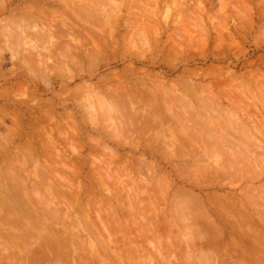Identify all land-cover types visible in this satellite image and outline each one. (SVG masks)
Wrapping results in <instances>:
<instances>
[{
  "label": "rangeland",
  "instance_id": "1",
  "mask_svg": "<svg viewBox=\"0 0 264 264\" xmlns=\"http://www.w3.org/2000/svg\"><path fill=\"white\" fill-rule=\"evenodd\" d=\"M139 1H0V39L3 40L0 46L4 48L0 47V175L9 173L5 175L9 177L6 182L10 183L13 179L10 184L16 193L22 189L26 191L22 190L24 194L21 192L20 195L25 196L20 198L28 199V203L22 201L25 205L20 203L18 208L14 206L18 200L21 202L18 194L14 191V198L8 197L11 200L18 199L14 203L8 202L13 204L11 208H15L16 212L21 210L22 214L25 208H30L25 212L34 218L30 220L39 223V227L31 224L35 227H29L32 231L28 227L25 230V223L30 226V222H26L28 218L24 224L21 221L23 223L22 219L25 217L16 224L14 219L19 218L12 217L11 220L7 214L6 217H10L11 222L6 219L3 224L1 216L5 217V212L11 208L6 209L9 204H3L6 211L2 209L1 200V211L5 214H0V253L3 255L0 254V264H6L10 259L11 263L16 264L33 263L36 259L38 263L47 256L46 253L52 254L49 248L54 243L59 246H54L53 252L58 251L61 259L68 260L69 264V259H64L62 250L65 248L60 250L61 244L58 242L69 244L68 249L66 247L67 253L70 246L75 249L76 256L70 253L74 258L72 255L66 256L70 257V264H79L77 261L80 260H83L82 263L89 261L86 264H90L92 259L94 264H126L128 262L125 259L129 260V257L136 260H130V264H260L262 261L261 264H264V240L260 238L261 232L264 236V202L263 197L259 199L260 195L264 196V161H261L264 160V0ZM25 5L33 7L32 11L25 9V14L29 13L27 16L32 15L34 18L20 17L22 10H19ZM83 5L93 14L89 12L90 17H86L87 19L81 16L83 13L77 12L81 11L78 8ZM24 26L29 28L28 31L21 30H26ZM78 30L80 34L77 33ZM12 31L15 35H20H16L17 39L22 40H18L22 46L19 44L14 47L15 50L18 47L16 55L7 45L10 39L16 41ZM107 32L110 33L107 35ZM35 34L43 36L42 46L37 40V43L34 42ZM77 34L85 35L88 39L85 42L94 44L93 47L89 42V46L86 44L87 47H84L83 41L86 38ZM5 35L10 39L7 36V40L4 39ZM102 37L106 44L103 49ZM139 38H143L140 40L142 43ZM153 40L156 41L154 44ZM14 41L11 42L14 44ZM113 45L115 47L111 48ZM64 46H69L70 49L67 51L68 48ZM59 47L65 50L60 52ZM97 49L102 53L97 52ZM69 51L71 59L67 55ZM39 52H42L40 58L37 55ZM47 53L53 54L52 57H48ZM73 53L81 58L74 57ZM24 54L29 62L36 63L32 65L35 69V66H41L37 68L38 71L41 68L45 73L40 71L42 73L38 76L34 68L28 66L31 64L24 63ZM96 58L100 60H96L99 62L97 64L94 61ZM90 63L94 64L91 66ZM49 64L52 65V70ZM31 68L33 71L29 70ZM94 90L99 93L97 95L103 94L104 107L98 104L99 98L96 99L97 92L94 95ZM99 101L102 103L100 99ZM21 103L23 104L20 105ZM50 110H54L55 115ZM21 112L27 113L21 116ZM14 115L23 118V122L19 116L16 118ZM16 119L22 125L19 129V121H15ZM8 131L10 135L7 134ZM18 134H21L20 138ZM30 139L32 140L29 141ZM32 147H36L35 153ZM11 170L12 174L9 172ZM254 171L258 172V177ZM106 173L112 177L106 176ZM3 180L6 184L5 179ZM12 182L17 183L21 189ZM10 184L7 185L12 189ZM14 186L20 190H16ZM32 186L43 194L38 192L37 198L33 194L37 191ZM75 188L77 189L74 190ZM65 191H68L67 194ZM58 192L63 195L57 196ZM0 194V197H5L2 190ZM41 198L48 202L44 205L38 200ZM58 200H62L61 204ZM93 201L97 203L94 204ZM19 206H22L20 210ZM235 208L243 212H237ZM29 211L37 216H32ZM46 213L51 217L54 214V220L58 219L59 222L52 220L50 216L48 218ZM241 214L243 216H236ZM239 218L247 220L246 224L249 223L245 225V221ZM7 221L10 223L6 224ZM11 224L14 228L17 226L18 236L10 232ZM113 227L118 229V233ZM40 228L43 230H39ZM38 231H42V236L44 234L52 243H47L45 238L41 242L36 237V240L33 239L39 234ZM27 233L29 238L25 236ZM20 235L25 241H21ZM6 238L12 239L9 242H16L8 246ZM42 242L49 245V250L43 246L49 253H40L39 257L34 255L35 259L32 261L33 254L29 252L34 253L33 250L39 243L42 245ZM25 244L26 250L22 247ZM98 244L108 247L107 251L105 247L103 249L111 253L110 257ZM2 245L11 252L6 251V247ZM122 248V254L125 252L126 257L121 254ZM86 250L85 258L83 253ZM95 250H99V253L101 251L102 255H98L102 257H98ZM94 252L96 257L92 255ZM14 255H18L22 263ZM87 257L91 259L87 260ZM6 258L7 261L4 260ZM46 258L42 263L50 264ZM63 260L60 264H63Z\"/></svg>",
  "mask_w": 264,
  "mask_h": 264
},
{
  "label": "bare ground",
  "instance_id": "2",
  "mask_svg": "<svg viewBox=\"0 0 264 264\" xmlns=\"http://www.w3.org/2000/svg\"><path fill=\"white\" fill-rule=\"evenodd\" d=\"M0 1H1V0H0ZM137 1H139V0H137ZM168 1H169V0H168ZM168 1H166V2H168ZM37 2H38V1H37ZM37 2H36V3H37ZM89 2H90V0H89ZM139 2H140V1H139ZM144 2H145V1H144ZM156 2H157V1H156ZM162 2H164V1L162 0ZM3 3H4V1H3ZM29 3H30V2H29ZM40 3H41V2H40ZM91 3H92V2H91ZM129 4H130V3H129ZM31 5H32V4H31ZM31 5H25V6H23V8L21 7V9L19 10V11L22 10L21 13H20V15H21L20 17H23V18H24L25 16H27V15L29 14V13H28V14H25V9L28 10V11H32V10H33V7H32ZM70 5H71V4H70ZM92 5L94 6L95 4H92ZM150 5H151V4H150ZM160 5H161V4H160ZM180 5H181V4H180ZM223 5H224V4H223ZM33 6H34V5H33ZM84 6H85V5H83L82 7H79V8L77 7L78 9L81 10V11H77V12H81L80 14L83 13L81 16H85L84 18H86V17L88 18V17H90L91 12H90V10L87 9V7H84ZM95 6H96V5H95ZM133 6H134V5H133ZM154 6H155V5H154ZM154 6H152V7H154ZM181 6H182V5H181ZM70 7H71V6H70ZM98 7H99V6H98ZM161 7H162V6H161ZM1 8H2V7H1ZM18 8H19V7H18ZM81 8H82V9H81ZM127 8H128V7H127ZM140 8H141V7H140ZM142 8H143V7H142ZM155 8H156V7H155ZM35 9H36V8H35ZM45 9H46V8H45ZM74 9H76V8H74ZM94 9H96V8H94ZM143 9H144V8H143ZM162 9H163V7H162ZM16 10H17V9H16ZM16 10H15V11H16ZM76 10H77V9H76ZM76 10H75V11H76ZM127 10H128V9H127ZM11 11H12V10H11ZM19 11H18V12H19ZM37 11H38V10H37ZM87 11H88V12H87ZM134 11H135V10H134ZM159 11H160V10H159ZM89 12H90V14H89ZM13 13H14V12H13ZM13 13H12V14H13ZM30 13H32V12H30ZM75 13H76V12H75ZM92 13H93V12H92ZM148 13H149V12H147V14H148ZM168 13H169V12H168ZM36 14H37V13H36ZM77 14H78V13H77ZM37 15H38V14H37ZM91 15H93V14H91ZM149 15L153 16V15L150 14V13H149ZM13 16H16V15H13ZM97 16H98V15H97ZM137 16H138V15H137ZM137 16H136V17H137ZM17 17H19V15H18ZM20 17H19V18H20ZM28 17H32V18H34L32 15L27 16V18H28ZM91 17H92V16H91ZM23 18H22V19H23ZM82 18H83V17H82ZM87 18H86V19H87ZM92 18H93V17H92ZM134 18H135V17H134ZM22 19H21V20H22ZM25 19H26V17H25ZM94 19H95V18H94ZM98 19H99V17H98ZM135 19H136V18H135ZM101 20H102V19H101ZM131 20H133V17H132ZM36 21H37V20H36ZM89 21H90V20H89ZM92 21H93V20H91V22H92ZM129 21H130V20H129ZM12 22H13V21H12ZM15 22H16V21H15ZM42 22H43V21H42ZM91 22H88V23H91ZM133 22H134V20H133ZM135 22H136V21H135ZM16 23H17V22H16ZM103 23H104V22H103ZM103 23H102V24H103ZM130 23H131V22H130ZM20 24H21V23H20ZM20 24H19V25H20ZM36 24H37V23H36ZM59 24H60V23H59ZM59 24H58V25H59ZM91 24H93V23H91ZM17 25H18V24H16V30L19 29V28L17 27ZM26 25H27V24H26ZM39 25H40V23H39ZM39 25H38V26H39ZM60 25H61V24H60ZM20 26H21V25H20ZM28 26H29V25H28ZM40 26H41V25H40ZM55 26H56V25H55ZM100 26H101V25H100ZM100 26H98V27H100ZM103 26H104V25H102V27H103ZM115 26H116V24H115ZM6 27H7V25H6ZM24 27H25V26H24ZM24 27H23V28H24ZM60 27H61V26H60ZM71 27H72V26H71ZM96 27H97V26H96ZM4 28H5V26H4ZM21 28H22V26H21ZM36 28H37V27H36ZM56 28H57V27H56ZM58 28H59V27H58ZM74 28H75V27H74ZM83 28H84V27H83ZM103 28H104V27H103ZM103 28H101V29H103ZM25 29H26V27H25ZM28 29H29V28H27L26 30H24V29H21V30H23V31H28ZM63 29H64V28H63ZM68 29H69V28H68ZM71 29H72V28H71ZM116 29H117V28H116ZM60 30H61V29H60ZM75 30H76V29H75ZM84 30H85V28H84ZM86 30H87V29H86ZM98 30H99V29H98ZM1 31H2V30H1ZM3 31H5V30L3 29ZM3 31H2V32H3ZM38 31H39V30H38ZM63 31H64V30H63ZM71 31H72V30H71ZM103 31H104V30H103ZM5 32H6V31H5ZM5 32H4V33H5ZM9 32H10V31H9ZM9 32H8V33H9ZM19 32H20V30H19ZM58 32H59V31H58ZM79 32H80V31L78 30L77 33H79ZM4 33H3V34L1 33V34L4 36ZM12 33H13V31H12ZM23 33H24V32H23ZM74 33H75V31H74ZM87 33H88V32H87ZM108 33H110V32H107V35H108ZM138 33H139V32H138ZM138 33H137V35H138ZM13 34H14V33H13ZM13 34H12V35H13ZM19 34H21V32H20ZM25 34L28 36V35L30 34V32H29V34H28V33H25ZM40 34H41V33H40ZM55 34H56V33H55ZM55 34H53V35H55ZM59 34L61 35V33H59ZM59 34H58V35H59ZM64 34H66V33L64 32ZM79 34H80V33H79ZM83 34H84V33H83ZM7 35H9V34H7ZM7 35H5V38L3 37V38L6 39V40H7V37H8ZM14 35H15V34H14ZM16 35H18V34L16 33ZM16 35H15V37H16ZM77 35H78V34H77ZM77 35H76V36H77ZM86 35H87V34H86ZM0 36H1V35H0ZM6 36H7V37H6ZM10 36H11V35H10ZM18 36H20V35H18ZM18 36H17V37H18ZM30 36H31V38L33 37L32 35H30ZM30 36H29V37H30ZM44 36H45V35H44ZM64 36H65V35H64ZM78 36H79V37L81 36L82 38L85 37V35H84V36H83V35H78ZM87 36H88V35H87ZM113 36H114V35H113ZM138 36H139V35H138ZM15 37L13 36V39H14ZM17 37L15 38L16 41L11 40V39L8 37V38L10 39V42H11V41H12V42L14 41V44H13L12 42H11V44H10L9 40L7 41V43H8L7 45L10 47L11 50L13 49V50H12V51H13L12 53L15 54V55H16V53H18V52H17L18 47L16 46V50H15V48H14L15 45H19V44H20V46H22L21 43L18 42V40L20 41V38L17 39ZM21 37H22V35H21ZM23 37H24V36H23ZM23 37H22V38H23ZM41 37H43V36L41 35ZM41 37H40V36H36V34H35V40H34V42H35V43L40 42V44H41V43L43 44V41H42L43 38H41ZM61 37H62V36H61ZM65 37H66V36H65ZM65 37H64V39H66ZM98 37H99V36H98ZM104 37H105V36H104ZM139 37H140V36H139ZM141 37H142V36H141ZM22 38H21V39H22ZM36 38H37V39H36ZM67 38H68V36H67ZM82 38H81V39H82ZM85 38H86V37H85ZM102 38H103V37H102ZM102 38H101V43H102V44H101V47H102V49H103V45L105 44V38H103V39H102ZM116 38H117V37H116ZM116 38H115V39H116ZM134 38H135V37H134ZM148 38H149V37H148ZM44 39H45V38H44ZM69 39H70V38H69ZM71 39H72V38H71ZM83 39H84V38H83ZM150 39H151V38H150ZM150 39H149V40H150ZM6 40H5V41H6ZM36 40H37V42H36ZM62 40H63V39H62ZM87 40H88V39L86 38L83 42H85V41H87ZM89 40H90V39H89ZM110 40H111V39H110ZM135 40H137V39H135ZM140 40H143V38H142V39L139 38V41H140ZM1 41H3V40L0 39V42H1ZM21 41H22V40H21ZM21 41H20V42H21ZM113 41H114V40H113ZM15 42H16L17 44H16ZM31 42H32V41H31ZM88 42H89V41H88ZM88 42H85V43H84L85 45H84V44H82V45H84V47H85L86 44H88ZM115 42H118V41H115ZM140 42H141V41H140ZM140 42H139V43H140ZM154 42H156V41L153 40V44H154ZM1 43H3V42H1ZM1 43H0V44H1ZM44 43H45V42H44ZM46 43H47V40H46ZM92 43H93V42H92ZM136 43H137V41H136ZM141 43H142V42H141ZM28 44H29V43H28ZM40 44H37V45L40 46ZM42 44H41V46H42ZM71 44H73V43H71ZM89 44L91 45L90 42H89ZM89 44H88V46H89ZM113 44H114V43H113ZM137 44H138V43H137ZM10 45H11V46H10ZM64 45H65V44H64ZM66 45H67V44H66ZM93 45H94V44H93ZM93 45H91V46L93 47ZM97 45H98V44H97ZM145 45H146V44H145ZM155 45H156V44H155ZM4 46H6V45H4ZM20 46H19V47H20ZM30 46H31V45H30ZM35 46H36V45H35ZM44 46H45V45H44ZM44 46H43V47H44ZM70 46H71V45H70ZM72 46H73V45H72ZM105 46H106V44H105ZM105 46H104V47H105ZM0 47H2V46H0ZM11 47H12V48H11ZM36 47H38V46H36ZM43 47H42V48H43ZM60 47H61V46H60ZM60 47L58 48V50L60 49V50H59L60 52H61L62 50H65L64 48L61 49ZM62 47H63V45H62ZM64 47L68 48L67 51L70 49L69 46H64ZM82 47H83V46H82ZM86 47H87V46H86ZM112 47H115V46L113 45V46H111V48H112ZM117 47H118V46H117ZM136 47H137V45H136ZM142 47H143V45H142ZM155 47H156V46H155ZM2 48H3V47H2ZM7 48H8V47H7ZM21 48H22V47H21ZM55 48H57V47H55ZM90 48H91V47H90ZM90 48H89V49H90ZM3 49H4V48H3ZM3 49H2V50H3ZM19 49H20V48H19ZM24 49H25V48H24ZM52 49H53V47H52ZM78 49H79V48H78ZM100 49H101V48H100ZM116 49H117V48H116ZM141 49H142V48H141ZM14 50H15V53H14ZM33 50H35L34 47H33ZM37 50H39V49H37ZM73 50H74V49H73ZM85 50H86V48H85ZM92 50H93V49H92ZM92 50H91V52H92ZM110 50H111V49H110ZM112 50H113V49H112ZM112 50H111V51H112ZM39 51H41V49H40ZM52 51H55V50H52ZM56 51H57V50H56ZM77 51H78V50H77ZM99 51H100V50L97 49V52H99ZM102 51H103V50H102ZM105 51H106V50H105ZM117 51H118V50H117ZM20 52H21V51H20ZM30 52H31V51H30ZM35 52H36V50H35ZM35 52H34V53H35ZM64 52L66 53V51H64ZM86 52H87V50H86ZM86 52H85V53H86ZM88 52H90V51H88ZM91 52H90V54H91ZM100 52H101V51H100ZM103 52H104V51H103ZM28 53H29V52H28ZM31 53H32V52H31ZM31 53H30V54H31ZM34 53H33V54H34ZM41 53H42V52H41ZM41 53H40V52H39V54L36 53V54L39 56V58L41 57V56H40ZM65 53H64V54H65ZM69 53H71V52L69 51V52L67 53V55H68ZM76 53H77V52H76ZM80 53H81V51H80ZM93 53H95V52L93 51ZM101 53H102V52H101ZM104 53H105V52H104ZM26 54H27V53H26ZM47 54H48V53H47ZM55 54H56V53H55ZM87 54H88V53H87ZM95 54H96V53H95ZM17 55H18V54H17ZM31 55H32V54H31ZM31 55H30V57H31ZM48 55H49V54H48ZM48 55H46V58H47ZM52 55H53V54L50 53V55H49L48 57H50V56L52 57ZM58 55H59V54H58ZM73 55H75L74 57H76V58L78 57L75 53H73ZM73 55H72V57H73ZM84 55H85V54H84ZM93 55H94V54H93ZM101 55H102V54H101ZM23 56H25V54H24ZM26 56H27V55H26ZM26 56H25V57H26ZM32 56H33V55H32ZM34 56H35V55H34ZM44 56H45V55H44ZM56 56H57V55H56ZM61 56H62V55H61ZM61 56H59V58H60ZM68 56H69L68 58L71 59V58H70V54H69ZM88 56H90V55H88ZM91 56H92V54H91ZM96 56H97V55H96ZM51 57H50V58H51ZM57 57H58V56H57ZM65 57H66V54H65ZM84 57H85V56H84ZM92 57H93V56H92ZM98 57H99V56H98ZM27 58H28V57H26V59H27ZM35 58H36V57H35ZM35 58H34V59H35ZM62 58H64V57H62ZM76 58H75V59H76ZM78 58H79V57H78ZM80 58H81V57H80ZM80 58H79V59H80ZM99 58H100V57H99ZM26 59L24 58V60H23L24 63H25L26 65H27V64H31V65H28V66L31 67L32 65H35V64H36L35 62H34L35 64H32V61L29 62V61H28L29 58H28L27 60H26ZM31 59H32V58H31ZM47 59H48V58H47ZM47 59H46V61H49V60H47ZM60 59H61V58H60ZM60 59H59V61H60ZM64 59H66V58H64ZM72 59H73V58H72ZM88 59L91 60L90 58H88ZM100 59H101V58H100ZM39 60H40V59H39ZM50 60H51V59H50ZM61 60H62V59H61ZM73 60H74V59H73ZM76 60H77V59H76ZM76 60H75V63H76ZM89 60H88V61H89ZM93 60H94V59H93ZM96 60H97V58H96L94 61L96 62ZM34 61H37V60H34ZM41 61H42V59H41ZM57 61H58V59H57ZM63 61H64V60H62V62H63ZM79 61H81V60H79ZM86 61H87V60H86ZM91 61H92V60H91ZM97 61H100V60H97ZM38 62H39V61H38ZM51 62H52V60H51ZM62 62H61V63H62ZM65 62H66V61H65ZM65 62H64V64H65ZM71 62H72V61H71ZM71 62H70V64H71ZM48 63H49V62H48ZM48 63H47V64H48ZM68 63H69V62H68ZM72 63H74V62H72ZM77 63H79V62H77ZM91 63H92V62H91ZM91 63H90V64H91ZM97 63H99V62H96V64H97ZM41 64H42V63H40V65H41ZM52 64H53V63H52ZM58 64H59V63H58ZM62 64H63V63H62ZM80 64H81V63H80ZM90 64H89V65H90ZM93 64H94V63H93ZM93 64H91V66H92ZM38 65H39V63H38ZM82 65H83V62H82ZM49 66H50V64H49ZM51 66H52V65H51ZM51 66L49 67L50 69H51ZM59 66H61V64H60ZM59 66H58V67H59ZM95 66H96V65H95ZM35 67H36V69L34 68V66H32V68H34V70L36 71V74H38V76H39V73H42V72L45 73V71H43L44 69L41 70V68H40V71H42V72L38 71L39 67H41V66H39V67H38V66H35ZM43 67H44V66H43ZM88 67H89V66H88ZM88 67H87V68H88ZM32 68L29 69V70L33 71ZM37 68H38V69H37ZM49 68H48V69H49ZM52 68H53V67H52ZM81 68H82V66H81ZM81 68H80V69H81ZM51 70H52V69H51ZM53 70H56V69H53ZM59 70H61V69H59ZM81 70H83V68H82ZM35 71H34L33 73H35ZM37 71H38V72H37ZM79 71H80V70H79ZM128 71H130V69H129ZM133 71H135V70H133ZM44 73H43V74H44ZM72 73H73V71H72ZM131 73H132V72H131ZM49 74H50V73H49ZM133 74H134V73H133ZM73 75H74V73H73ZM73 75H71V76H73ZM126 75H127V73H126ZM46 77H47V76H46ZM137 77H138V76H137ZM156 77H157V76H156ZM40 78H41V77H40ZM42 78H45V76L42 77ZM47 78H48V77H47ZM120 78H121V77H120ZM123 79H124V78H123ZM103 81H104V80H103ZM130 81H131V80H130ZM128 82H129V80H128ZM109 85H110V84H109ZM104 86H105V85H104ZM110 86H111V85H110ZM92 88H93V87H92ZM118 88H119V87H118ZM111 89H112V88H111ZM123 89H124V88H123ZM96 90H97V89H96ZM96 90H94V93H93L94 95H95V91H96ZM119 90H120V88H119ZM91 91H92V90H91ZM98 91H99V90H98ZM134 91H135V90H134ZM96 92H97V91H96ZM130 92H131V91H130ZM106 93H107V92H106ZM112 93H113V92H112ZM126 93H127V91H126ZM93 94H92V97H93ZM97 94H99V93H98V92L96 93V95H95V96H97L96 99L99 98V99L101 100V102H102V103H99L100 101H99V99H97V100H98V104L104 107V102H105V100H104V98H103V94H102L101 92H100V94H102V95H97ZM129 94H130V93H129ZM137 94H138V93H137ZM135 95H136V94H135ZM99 96H101V97H99ZM110 96H111V95H110ZM137 96H139V95H137ZM113 97H114V95H113ZM125 97H126V96H125ZM127 97H128V96H127ZM135 97H136V96H135ZM94 98H95V97H94ZM129 98H130V97H129ZM142 98H143V97H142ZM87 99H89V98H87ZM119 99H120V98H119ZM89 100H90V99H89ZM97 100H96V101H97ZM108 100H109V99H108ZM122 100L124 101V99H122ZM129 100H130V99H129ZM136 100H137V99H136ZM136 100H135V102H136ZM90 101H91V100H90ZM130 101H131V100H130ZM137 101H138V100H137ZM126 102H127V101H126ZM19 103H20V102H19ZM19 103H18V104H19ZM136 103H137V102H136ZM22 104H23V103H21L20 105H22ZM91 104H92V103H91ZM14 105H15V104H14ZM24 105H25V104H24ZM130 105H131V103H130ZM138 105H139V104H137V107H138ZM135 106H136V105H135ZM140 106H142V105H140ZM151 106H152V105H151ZM19 107H20V106H19ZM27 107H29V106H27ZM126 107H127V106H126ZM153 107H154V106H153ZM15 108H17V107L15 106ZM41 108H42V107H41ZM48 108H49V107H48ZM48 108H47V110H48ZM117 108H118V107H117ZM135 108H136V107H135ZM29 109H30V108H29ZM43 109H44V108H43ZM136 109H137V108H136ZM140 109H141V108H140ZM154 109H155V108H154ZM154 109H153V110H154ZM18 110H19V109H18ZM22 110H23V109H22ZM25 110H26V109H25ZM31 110H32V109H31ZM31 110H30V111H31ZM27 111H28V110H27ZM149 111H150V110H149ZM151 111H152V110H151ZM187 111H188V110L186 109V112H187ZM14 112H16V114H17L19 111H17V110L15 111V109H14ZM24 112H25V111H24ZM24 112H21V113H22L21 116H23V115H25V114L27 113V112H26L25 114H23ZM50 112H52V111L50 110ZM138 112H139V111H138ZM154 112H155V111H153V113H154ZM258 112H259V111H258ZM31 113H32V112H31ZM31 113H30V114H31ZM52 113L54 114V110H53ZM151 113H152V112H151ZM16 114H15V115H16ZM18 114L20 115V112H19ZM48 114H50V113H48ZM15 115H14V116H15ZM19 115L15 116V117L17 118ZM50 115H51V114H50ZM54 115H55V114H54ZM8 116H9V115H8ZM31 116H32V114H31ZM40 116H41V115H40ZM42 116H43V115H42ZM64 116H65V115H64ZM68 116H69V115H68ZM10 117H11V116H10ZM26 117H27V116H26ZM53 117H54V116H53ZM56 117H57V116H56ZM58 117H60V116L58 115ZM106 117H107V116H106ZM145 117H147V116H145ZM188 117H189V116H188ZM192 117H193V116H192ZM261 117H262V116H261ZM19 118H21V117L19 116ZM24 118H25V117H24ZM60 118H61V117H60ZM140 118H141V117H140ZM57 119H58V118H57ZM61 119H62V118H61ZM72 119H73V118H72ZM72 119H71V120H72ZM153 119H154V118H153ZM192 119H193V118H192ZM17 120H18V119H16L15 121H17ZM22 120H23V118L20 119L21 122H23ZM40 120H41V119H40ZM18 121H19V120H18ZM20 121H19V123L16 122L17 125H18V129L20 128L19 126H22V125H20V124H21ZM194 121H195V120H194ZM24 122H25V121H24ZM42 122H43V121H42ZM191 122H192V121H191ZM30 123H32V122H30ZM71 123H73V122H71ZM192 123H193V122H192ZM37 124H38V122H37ZM54 124H55V122H54ZM62 124H63V123H62ZM23 125H24V124H23ZM58 125H59V124H58ZM63 125H64V124H63ZM72 125H73V124H72ZM14 126H16V124H15ZM35 126H38V125L35 124ZM55 126L57 127V124H56ZM74 126H76V125H74ZM242 126H243V125H242ZM258 126L260 127V125H258ZM46 127H47V126H46ZM49 127H50V126H49ZM53 127H54V126H53ZM61 127H62V126H61ZM61 127H60V128H61ZM259 127H258V128H259ZM263 127H264V126H263ZM16 128H17V126H16ZM73 128H74V127H73ZM197 128H200V127L198 126ZM256 128H257V127H256ZM55 129H57V128H55ZM61 129H62V128H61ZM64 129H65V128H64ZM16 130H17V129H16ZM16 130H15V132H16ZM57 130H59V129H57ZM260 130H261V129H260ZM260 130H259V131H260ZM10 131H12V130H10ZM18 131H19V130H18ZM51 131H52V130H51ZM62 131H64V130H62ZM261 132H262V131H261ZM52 133H53V131H52ZM62 133H63V132H62ZM7 134L10 135V132L8 131ZM11 134H13V131L11 132ZM14 134H15V133H14ZM23 134H24V133H23ZM23 134H22V135H23ZM51 135H52V134H51ZM75 135H76V134H75ZM11 136L13 137V135H11ZM18 136H19V134H18ZM20 136H21V134H20ZM20 136H19V138H20ZM24 136H25V135H24ZM31 136H32V135H31ZM77 136H78V135H77ZM262 136H263V135H262ZM12 137H10V139H11ZM50 137H51V136H50ZM50 137H48V138H50ZM52 137H53V136H52ZM30 138H31V137H30ZM55 138H56V137H55ZM5 139H6V138H5ZM51 139H52V138H51ZM53 139H54V138H53ZM56 139H57V138H56ZM56 139H55V140H56ZM8 140H9V139H8ZM20 140H21V139H20ZM27 140H28V139H27ZM27 140H26V141H27ZM31 140H32V139H30L29 141H31ZM12 141H13V140H12ZM10 142H11V141H10ZM10 142H8V143H10ZM33 142H34V141H33ZM18 143H19V142H18ZM25 143H27V142H25ZM3 144H4V143H3ZM23 144H24V143H23ZM1 145H2V144H1ZM9 145H10V144H9ZM9 145H8V146H9ZM29 145H30V144H29ZM32 145H34V144H32ZM11 146H12V145H11ZM24 146H25V145H24ZM104 146H105V145H104ZM1 147H2V146H1ZM4 147H6L5 144H4ZM261 147H263V146L261 145ZM35 148H36V147H35ZM35 148L32 147V149H34V150L31 149L32 151H34V153H35ZM57 148H58V147H57ZM102 148H104V147L102 146ZM107 148H108V147H107ZM2 149H3V148H2ZM6 149H7V147H6ZM21 149H22V148H21ZM24 149H25V148H24ZM104 149H105V148H104ZM7 150H8V149H7ZM27 150H28V149H27ZM60 150H61V148H60ZM60 150H59V151H60ZM3 151H5V150H3ZM22 151H23V149H22ZM25 151H26V150H25ZM29 151H30V150H29ZM29 151H28V152H29ZM32 151H31L30 153H32ZM56 151H58V150H56ZM262 151H263V150H262ZM43 152H44V151H43ZM75 152H77V150H76ZM5 153H6V152H5ZM8 153H10V152H8ZM13 153H14V152H13ZM22 153H24V151H23ZM26 153H27V152H26ZM34 153H32V154H34ZM58 153H59V152H58ZM61 153L63 154V152H61ZM61 153H60V154H61ZM24 154H25V153H24ZM32 154H31V155H32ZM36 154H37V153H36ZM38 154H39V153H38ZM44 154H45V153H44ZM77 154H79V151H78ZM107 154H108V153H107ZM0 155H1V151H0ZM2 155H3V154H2ZM63 155H64V154H63ZM112 155H113V154H112ZM9 156H10V155H8V157H9ZM13 156H14V155H13ZM18 156H19V155H18ZM26 156H28V153H27ZM38 156H39V155H38ZM58 156H59V155H58ZM64 156H65V155H64ZM77 156H78V155H77ZM113 156H115V155H113ZM113 156H112V157H113ZM6 157H7V156H6ZM8 157H7V158H8ZM30 157L32 158V156H30ZM62 157H63V156H62ZM62 157H61V158H62ZM79 157H80V156H79ZM256 157H257V156H256ZM57 158H58V157H57ZM57 158H56V159H57ZM260 158H262V157H260ZM0 159H1V157H0ZM3 159H5V158H3ZM24 159H25V158H24ZM59 159H60V158H59ZM63 159H66V157H65V158L63 157ZM107 159H108V158H107ZM107 159H106V160H107ZM258 159H259V158H258ZM31 160H32V159H31ZM57 160H58V159H57ZM260 160H261V159H260ZM0 161H1V160H0ZM3 161H4V160H3ZM3 161H2V163H3ZM28 161H29V160H27L26 162H28ZM36 161H37V160H36ZM55 161H56V160H55ZM59 161H60V160H59ZM63 161H65V160H63ZM261 161H264V160L262 159ZM4 162H5V161H4ZM7 162H8V161H7ZM26 162H25V163H26ZM108 162H109V161H108ZM111 162H113V161H111ZM111 162H110V163H111ZM257 162H258V161H257ZM0 163H1V162H0ZM11 163H12V162H11ZM28 163H30V162H28ZM34 163H35V162H34ZM37 163H38V161H37ZM39 163H41V162H39ZM74 163H75V162H74ZM252 163H253V162H252ZM262 163H263V162H262ZM107 164H108V163H107ZM107 164H106V165H107ZM10 165H11V164H10ZM13 165H14V164H13ZM13 165H12L11 167H13ZM27 165H28V164H27ZM63 165H64V164H63ZM102 165H103V164H102ZM257 165H258V164H257ZM263 165H264V163H263ZM1 166H2V164H1ZM67 166H68V165H67ZM225 166H226V165H225ZM229 166H230V165H229ZM6 167H7V165H6ZM9 167H10V166H9ZM19 167H20V166H19ZM101 167H102V166H101ZM105 167L107 168V166H105ZM0 168H1V167H0ZM28 168H29V167H28ZM65 168H66V166H65ZM68 168H69V167H68ZM230 168H231V167H230ZM9 169H10V168H9ZM11 169H13V168H11ZM75 169H76V167H75ZM101 169H102V168H101ZM4 170H6V169H4ZM4 170H3V171H4ZM13 170H15V168H14ZM13 170H11V171H9V172L11 173ZM18 170H20V169H18ZM18 170H16V171H18ZM102 170H103V169H102ZM102 170H101V171H102ZM106 170H107V169H106ZM16 171L14 172V175H15ZM34 171H35V170H34ZM0 172H2V171L0 170ZM7 172H8V170H7ZM27 172H28V171H27ZM103 172H104V171H103ZM105 172H106V171H105ZM254 172H256V173H254V174H256V176H257V175H258V172H257V171H254ZM4 173H5V172H4ZM12 173H13V172H12ZM12 173H11V174H12ZM22 173H23V172H22ZM17 174H18V173H17ZM17 174H16V175H17ZM20 174H21V172H20ZM108 174H109V173H108ZM259 174H260V172H259ZM3 175H4V174L1 173L0 178L5 179V182H6V178H7L8 176L6 177L5 175H9V173H7V174L5 173V175H4V176H3ZM22 175H23V174H22ZM36 175H37V173H36ZM105 175H106V176H111L110 174L107 175V173H106ZM117 175H118V174H117ZM10 176H11V175H10ZM17 176H18V175H17ZM17 176H13V177L16 178ZM19 176H20L19 178L22 177L21 175H19ZM38 176H39V175H38ZM40 176H42V174H41ZM63 176H64V175H63ZM4 177H5V178H4ZM23 177H24V176H23ZM65 177H66V175H65ZM111 177H112V176H111ZM257 177H258V176H257ZM8 178H9V177H8ZM15 178H14V179H15ZM19 178H17V179H19ZM39 178H40V177H39ZM3 179L0 181V193H1V190H2V195H3V193H4V196H5L4 198H3V197H0V198H3V199H0V203H1V200L3 201V202L1 203V204H2V207H3V204L6 205V204H9V203H11V202H13V201H17V200H18V199L16 198L17 196L19 197V199L21 200V202H19V200H18V201H17L18 204H17V202H16V204L14 205L15 208H18L17 205H20V203H21L22 205H25L24 202L27 204V203H28V201H27L28 199H27V198H26L27 200H24L25 198H24V199L22 198L23 200L20 198V197H24V196H25V195L23 196L24 192H22V190H23V191H25V190H24V189L20 190L21 187L17 186V183H13V182H12L13 185L15 184L18 188H20V189H17V188L14 186V187L16 188V190H20V191L23 193L22 196H21V195H20L21 192L18 191V192L16 193V191L13 190V186L10 184V183H11V180H13V179H11V180L9 179V180H10V183H9V181H7L6 184L4 183V180H3ZM21 179H22V178H21ZM41 179H42V177H41ZM15 180H16V179H15ZM19 180H20V179H19ZM36 180H38V179H36ZM16 181H17V180H16ZM20 181H21V180H20ZM20 181H19V184H20ZM17 182H18V181H17ZM2 183H4V184H2ZM65 183H66V182H65ZM7 184H8V185L10 184V185L12 186V189H11L10 186H8ZM39 184H40V183H39ZM39 184H36V185H38V187H39ZM63 184H64V183H63ZM70 184H72V183H70ZM34 185H35V184H34ZM23 186H25V188H26V185H25V184H24ZM72 186H74V185L72 184ZM75 186H76V185H75ZM77 186H78V185H77ZM38 187H36V188H38ZM54 187H55V186H54ZM54 187H53V190H54ZM23 188H24V187H23ZM32 188H33V186H32ZM62 188H63V187H62ZM70 188H71V187H70ZM34 189H35V188H33V190H34ZM76 189H77V188H75L74 190H76ZM30 190H31V189H30ZM33 190H32V191H33ZM35 190H36V189H35ZM37 190H38V189H37ZM37 190H36V191H37ZM65 190H66V189H65ZM14 191H15L16 195L18 194V195L15 197L17 200H13V199L11 200V199H10V198H14V196H15V195H13V194H15ZM54 191H56V189H55ZM54 191H53V192H54ZM72 191H73V188H72ZM79 191H80V190H79ZM25 192H26V191H25ZM33 192H34V191H33ZM33 192H32V193H33ZM38 192H41V191L39 190V191H37L36 193H33V194H35V196H37V193H38ZM66 192H68V191H65V193H66ZM69 192H70V191H69ZM76 192H77V191H76ZM41 193L43 194V192H41ZM58 193H59V192H58ZM60 193H61V192H60ZM60 193L57 194V196L60 195ZM79 193H80V192H79ZM79 193H78V194H79ZM54 194H55V193H54ZM66 194H67V193H66ZM68 194H69V193H68ZM70 194H71V193H70ZM75 194H76V193H75ZM78 194H76V195H78ZM256 194H257V193H256ZM256 194H254V195H256ZM259 194H260V193H259ZM61 195H63V194H61ZM61 195H60V196H61ZM71 195H72V194H71ZM73 195H74V194H73ZM0 196H1V194H0ZM12 196H13V197H12ZM39 196H41V194H39ZM64 196H65V195H64ZM69 196H70V195H69ZM69 196H68V197H69ZM79 196H80V195H79ZM8 197H10V198H9L10 200L8 199ZM66 197H67V196H66ZM72 197L74 198V196H72ZM261 197H263L262 200H263V202H264V196H263V195H260L259 199H260ZM35 198H36V197H35ZM37 198H38V196H37ZM37 198H36V199H37ZM39 198H40V197H39ZM45 198H46V197L44 196V200H45ZM58 198H59V197H58ZM63 198H64L65 200H67V198H65V197H63ZM69 198H70V197H69ZM73 198H72V199H73ZM70 199H71V198H70ZM79 199H80V198H79ZM87 199H88V198H87ZM237 199H238V198H237ZM38 200H41V201L44 203V205H45V203H46V201H47V200H46V201L44 202V200H42V198H41V199H38ZM48 200H49V199H48ZM50 200H51V199H50ZM22 201H24V202L22 203ZM51 201H52V200H51ZM51 201H50V202H51ZM58 201L60 202V200H58ZM239 201H240V200H239ZM4 202H6V203H4ZM8 202H9V203H8ZM47 202H48V201H47ZM61 202H62V200H61ZM61 202H60V204H61ZM69 202H71V201H69ZM74 202H75V201H74ZM93 202H94V201H93ZM106 202H107V201H106ZM13 203H14V202H13ZM40 203H41V202H40ZM66 203H67V202H66ZM76 203H77V202H76ZM78 203H80V202L78 201ZM96 203H97V202L95 201L94 204H96ZM34 204H35V201H34ZM74 204H75V203H74ZM74 204H73V205H74ZM108 204H109V203H108ZM237 204L239 205V203H237ZM258 204H259V203H258ZM12 205H13V204H12ZM12 205H10V204H9V206L6 205L5 208H6V209H9V208L12 207ZM28 205H29V204H28ZM40 205H41V204H40ZM40 205H39V207H40ZM44 205H43V206H44ZM48 205H49V203H48ZM56 205H57V204H56ZM77 205H78V204H77ZM252 205H253V204H252ZM259 205H260V204H259ZM7 206H8V207H7ZM16 206H17V207H16ZM36 206H37V205H36ZM46 206H47V204H46ZM58 206H59V205H58ZM71 206H72V205H71ZM71 206L68 205V207H71ZM94 206H96V205H94ZM94 206H93V207H94ZM232 206L234 207V205H232ZM2 207H1V205H0V211H1L2 209H5L4 207H3V208H2ZM20 207H22V206H19V210H20ZM29 207H33V206H29ZM47 207H48V206H47ZM79 207H80V206H79ZM1 208H2V209H1ZM12 208H13V207H12ZM12 208H11V209H12ZM15 208H14V209H15ZM40 208L42 209V207H40ZM73 208H74V207H73ZM94 208H95V207H94ZM94 208H93V209H94ZM231 208H232V207H231ZM238 208H239V207H238ZM6 209H5V211H6ZM11 209H10V211L7 210V212H5L6 214H5L3 211H1L0 214L3 212V214H5V217L7 216V214H9L8 216L11 217V220L13 219L12 217H16L17 219L19 218V219H18L19 222H18V220L14 219V221L16 222V224H19L20 221H21L20 219H22V218L25 217L24 219H22L24 222L22 223V221H21V224H24V223H25V220L28 218V220H27L26 222H30V223H29L30 226H29V225H26V223H25V224H24V225H25V226H24L25 230H28L29 227H32L31 224H32V225L35 224L34 226H36V227L38 226L37 224H39V223H34V222L32 221L34 218H32V217L30 216V214H27V213L25 212V210H27V209L29 210L30 208H27V209L25 208V210H23V214L21 213V210L18 211V212H19V213H18V212H16V209H15V210H14V209L11 210ZM32 209H34V208H32ZM32 209H31V210H32ZM41 209H40V210H41ZM43 209H44V208H43ZM50 209L53 210L54 208H50ZM91 209H92V208H91ZM34 210H35V209H34ZM52 210H51L50 212H52ZM235 210H236V208H235ZM237 210H238V209H237ZM237 210H236V211H237ZM65 211H66V210H65ZM70 211H71V208H70ZM96 211H97V210H96ZM107 211H108V210H107ZM236 211H234V212H236ZM239 211H242V210H238L237 212H239ZM9 212H10V213H9ZM29 212H30V211H29ZM46 212H47V211H46ZM71 212H72V211H71ZM83 212H84V211H83ZM92 212H93V211H92ZM97 212L99 213V211H97ZM219 212H220V211H219ZM234 212H233V213H234ZM242 212H243V211H242ZM30 213H31V215H32V211H31ZM33 213H34V211H33ZM35 213H36V212H35ZM52 213H54V212H52ZM94 213H95V212H94ZM245 213H247V212H244V214H245ZM54 214H55V213H54ZM54 214H53L52 217H51L50 215H47V213H46L47 217L50 216L52 220H54V217H55ZM107 214L109 215V213H107ZM107 214H106V215H107ZM221 214H222V213H221ZM235 214H237V213H235ZM1 215H2V214H1ZM1 215H0V216H1ZM11 215H12V216H11ZM15 215H16V216H15ZM35 215L37 216V214H34V215H32V216H35ZM44 215H45V214H44ZM46 215H45V216H46ZM93 215H95V214H93ZM99 215H101V214H99ZM246 215H247V214H246ZM261 215H262V214H261ZM2 216H3V217H2ZM2 216H1V218H3V222H4V220H6V219H8V220L10 221V217H6V218H5L4 215H2ZM53 216H54V217H53ZM80 216H81V215H80ZM221 216H222V215H221ZM236 216H243V215L241 214V215H236ZM29 217H30V218H29ZM47 217H46V218H47ZM78 217H79V215H78ZM78 217H77V218H78ZM101 217H102V216H101ZM101 217H100V220L102 219ZM103 217H104V216H103ZM48 218H49V217H48ZM245 218H246V216H245ZM30 219H32V220H30ZM107 219H108V218H107ZM224 219H225V218H224ZM239 219H240V218H239ZM243 219H244V217H243ZM261 219H262V218H261ZM55 220H57V222H59L58 219H55ZM55 220H54V221H55ZM83 220H84V219H83ZM240 220H241V219H240ZM240 220H239V221H240ZM254 220H255V219H254ZM257 220H258V219H257ZM263 220H264V219H263ZM1 221H2V220L0 219V222H1ZM9 221H7L6 224H9V223L11 222V221H10V222H9ZM42 221H43V220H42ZM103 221H104V220H103ZM218 221H219V220H218ZM222 221H223V220H222ZM222 221H221V222H222ZM241 221H245V222H243L245 225H247V224L249 223V222H247V224H246V221H247V220H241ZM3 222H2V223H3ZM40 222H41V220H40ZM86 222H87V221H86ZM254 222H255V221H254ZM52 223H54V222H51V224H52ZM61 223H62V222H61ZM66 223H67V222H66ZM87 223H88V222H87ZM87 223H86V224H87ZM243 223H242V224H243ZM3 224H5V222H4ZM14 224H15V223H14ZM41 224H42V223H41ZM54 224H55V223H54ZM58 224H60V223H58ZM67 224H68V223H67ZM84 224H85V223H84ZM86 224H85V225H86ZM89 224H90V223H89ZM11 225H12V224H11ZM42 225H43V224H42ZM13 226H14V225L10 226V229L12 228V231H10V229H9L8 231H10L11 233H14L16 236H18L19 234H18V231H17V229H16L17 226H15L16 228H14ZM34 226L32 227L33 229L35 228ZM51 226H52V225H51ZM80 226H81V225H80ZM82 226H83V225H82ZM82 226H81V227H82ZM108 226H109V225H108ZM108 226H107V227H108ZM249 226H252V225L250 224ZM258 226H260V225H258ZM2 227H3V226H2ZM20 227L23 228L22 225H21ZM26 227H28V228H26ZM38 227H39V226H38ZM86 227H87V226H86ZM107 227H106V228H107ZM32 228H31V229L29 228V231H30V230L32 231ZM55 228H56V227H54V229H55ZM83 228H85V227H83ZM88 228H89V227H88ZM90 228H91V227H90ZM0 229H1V227H0ZM52 229H53V228H52ZM99 229H100V228H99ZM142 229H143V228H142ZM25 230H24V231H25ZM39 230H43V228H42V229L40 228ZM60 230H61V229H60ZM101 230H102V228H101ZM103 230H104V228H103ZM109 230H110V229H109ZM113 230H116V229H114V227H113ZM117 230H118V229H117ZM117 230H116L115 232H117ZM129 230H130V229H129ZM129 230H128V231H129ZM256 230H257V229H256ZM56 231H57V228H56ZM85 231H86V230H84V232H85ZM90 231H91V230H90ZM90 231L88 230V232H89L90 234H92V232H90ZM105 231H106V229H105ZM105 231H104V232H105ZM130 231H131V230H130ZM130 231H129V232H130ZM143 231H144V230H143ZM26 232H27V231H26ZM38 232H39V231H38ZM57 232H58V231H57ZM61 232H62V231H61ZM252 232H254V231H252ZM81 233H82V232H81ZM93 233H94V232H93ZM117 233H118V232H117ZM259 233H260V232H259ZM6 234H7V233H6ZM54 234L56 235L55 232H54ZM69 234H70V232H69ZM84 234H85V233H84ZM246 234H247V233H246ZM255 234H256V233H255ZM260 234H261V235H260V236H261L260 238H261L262 240H264V239L262 238V236H263L262 232H261ZM12 235H13V234H12ZM27 235H28V233H27L25 236L27 237ZM29 235H30V234H29ZM33 235H35L34 232H33ZM37 235H38V236H37ZM97 235H98V234H97ZM140 235H142V234H140ZM258 235H259V234H258ZM1 236H2V235H0V237H1ZM30 236H31V235H30ZM56 236H57V235H56ZM87 236H88V234H87ZM254 236H255V235H254ZM256 236H257V235H256ZM5 237H6V236H4V238H5ZM21 237H22V236L20 235V239H21ZM35 237L38 238V239L40 240L39 242H41V239H43V238H45L46 242L48 241V240L46 239V237L44 236V234H43V236H42V231H40L39 234L37 233L36 236H34L33 239H35ZM62 237H64V236H62ZM263 237H264V236H263ZM8 238H9V237H8ZM8 238H6V239L8 240ZM15 238H16V237H15ZM27 238H29V237H27ZM67 238H70V239H71V237H67ZM107 238H108V237H107ZM247 238H249V237L247 236ZM10 239H11V238H10ZM10 239H9V240H10ZM12 239H13V237H12ZM12 239H11V240H12ZM16 239H17V238H16ZM30 239H31V238H30ZM70 239H68V240H70ZM102 239H103V238H102ZM110 239H111V238H110ZM110 239H109V240H110ZM1 240H2V239H1ZM9 240H8V242H6L7 244L9 243L8 246H11L10 244H12L13 242H16V240H15V241L13 240V242H11V241L9 242ZM22 240H23V239H21V241H22ZM28 240H29V239H28ZM35 240H36V239H35ZM59 240H60V238H59ZM77 240H79V239H77ZM23 241H25V239H24ZM26 241H27V240H26ZM29 241H30V240H29ZM42 241H43V240H42ZM62 241L66 242L65 240H62ZM119 241H120V240H119ZM119 241H118V242H119ZM121 241L123 242V240H121ZM121 241H120V242H121ZM17 242H18V241H17ZM49 242H51V241H48L47 243H49ZM56 242H57V241H56ZM77 242H78V241H77ZM84 242H85V241H84ZM93 242H94V240H93ZM260 242H261V241H260ZM262 242L264 243V241H262ZM26 243H29V242L27 241ZM30 243H31V242H30ZM33 243H34V241H33ZM33 243H32V244H33ZM42 243L44 244L45 242H42ZM51 243H52V242H51ZM74 243H75V245H78V244H79V242H78V244H76V242H74ZM131 243H132V241H131ZM17 244H18V243H16V245H17ZM43 244L41 245V243H39L38 247H37L35 250H33L34 253H31L32 251L29 252L30 250L28 251L30 254H33V255H31V256L33 257V258H32V261H34L33 259H35V256H34V255H38V256H36V257H39L40 253H43V252L46 253L49 249H51V250H49V251H52V254L49 253V251H48V253H49L50 255H48V254L46 253V255H47L46 257H47L48 260H49L48 263H50V262L52 263V262H53L54 264H55V263L60 264V262L63 260V259H61L60 253H59L58 251L53 252V251H54L53 247H54V246H59V245H56V244L54 243L55 245L53 244L52 247L50 246V248H49V247H48L49 245H46V243H45V245H43ZM58 244H61L60 247H59V248H61L60 250H62V248H65V249L62 250L63 253H64V259H69V261L71 262L70 257L67 258L66 256H67V255H68V256H69V255H72L73 257H72V256H71V257L74 258V257L76 256V255H75V251H74L75 249L73 250V249H72V246H70V249H71V250L69 249V250H68L69 252L67 253V251H66V247H67V249H68L69 244L67 245V243H64V245H63L62 242H61V243L58 242ZM65 244H66L67 246H66ZM70 244H71V243H70ZM83 244H84V243H83ZM83 244H81V245H83ZM90 244H91V243H90ZM16 245H15V246H16ZM19 245H20V244H19ZM50 245H51V244H50ZM81 245H80V246H81ZM98 245H99V244H98ZM115 245L118 246V244H115ZM2 246H3V245H2ZM4 246H5V245H4ZM4 246H3V247H4ZM43 246H44V248H47V249L49 248V249H48V250H47V249H44ZM61 246H62V247H61ZM84 246H86V245L84 244ZM90 246H91V245H90ZM92 246H93V245H92ZM99 246H101V244H100ZM0 247H1V245H0ZM5 247H6V246H5ZM5 247H4V248H5ZM22 247L24 248V250L27 249V248L25 249V247H27L26 244H25L24 246H22ZM28 247H29V246H28ZM103 247H105V246L102 245L100 248L103 249ZM106 247H107V246H106ZM106 247H105V249H106ZM122 247H123V246H122ZM23 248H22V249H23ZM78 248H80V247H78ZM86 248H87V247H86ZM89 248H90V247H89ZM107 248H108V247H107ZM117 248H118V247H117ZM120 248H121V247H120ZM29 249H30V248H29ZM81 249H83V248H81ZM81 249H80V250H81ZM84 249H85V248H84ZM84 249H83V250H84ZM91 249H92V248H91ZM102 249H101V250H102ZM245 249H246V247H245ZM247 249H248V248H247ZM9 250H10V249H9ZM9 250H7V247H6V251L11 252V251H9ZM64 250L66 251V253H65ZM72 250H73V252H71ZM76 250H77V249H76ZM80 250H78V251L80 252ZM89 250H90V249H89ZM89 250H88V251H89ZM103 250H104V249H103ZM119 250H120V249H118V251H119ZM122 250H123V248L121 249V254H122ZM129 250H130V249H129ZM6 251H4V252H5V253H8V252H6ZM93 251H94V250H93ZM95 251H96L97 255L101 253V251H100V253H99V250H98V252H97V250H95ZM106 251H107V249H106ZM118 251H117V252H118ZM248 251H249V250H248ZM248 251H247V252H248ZM4 252H3V253H4ZM28 252H26V253H28ZM86 252H87V250L85 251V253L82 252V253H83V256L86 255ZM90 252H91V250H90ZM102 252H103V251H102ZM104 252H105V250H104ZM104 252H103V254H104ZM108 252H109V251H108ZM108 252H105V253L107 254ZM138 252H139V251H138ZM249 252H250V251H249ZM249 252H248V253H249ZM5 253H4V255H6ZM29 253H28V254H29ZM70 253H73L75 256H74L73 254H70ZM76 253H77V252H76ZM82 253H80V254H82ZM96 253L94 252V253H92V255L94 254L95 257H96V256H97ZM0 254L2 255V253H0ZM8 254H10V253H8ZM11 254H12V253H11ZM17 254H18V253H17ZM30 254H29V255H30ZM65 254H66V255H65ZM87 254H88V253H87ZM108 254H109V257H110L111 253H108ZM117 254H118V253H117ZM123 254H124L125 257H126V253L123 252ZM123 254H122V255H123ZM92 255H91V256H92ZM100 255H102V253H101ZM100 255H98V257H99ZM122 255L119 254V256H122ZM2 256H3V255H2ZM17 256H18V255H17ZM17 256L15 257V255H14V257L17 258V260H18L19 257H17ZM25 256H27V255H25ZM42 256L44 257V255H42ZM87 256H88V255H87ZM46 257H45V258H46ZM65 257H66V258H65ZM78 257H79V256H78ZM100 257H102V256H100ZM107 257H108V256H107ZM114 257H115V256H114ZM12 258H13V256H12ZM40 258H41V257H40ZM45 258H42V260H40V262H38V263H39V264H45V263H42V261L45 260ZM47 258H46V260H47ZM82 258H84V257H82ZM85 258H86V256H85ZM87 258H89V257H87ZM92 258H93V257H92ZM103 258H104V256H103ZM103 258H102V259H103ZM111 258H112V257H111ZM111 258H110V261H111ZM0 259H1V258H0ZM20 259H21V258H20ZM20 259H19V260H20ZM80 259H81V258H80ZM90 259H91V258H89V259H87V260H90ZM100 259H101V258H98V259L95 258V260H100ZM136 259H137V258H136ZM1 260H2V259H1ZM4 260L7 261V258L4 259ZM14 260L16 261V259H14ZM14 260H13V261H14ZM26 260H27V258L25 259V261H26ZM28 260H29V257H28ZM30 260H31V258H30ZM78 260H79V258H78ZM114 260H115V259H114ZM125 260L129 263L130 260H131V258L129 257V260H127V259H125ZM134 260H135V259H134ZM134 260H131V261H134ZM8 261H9V260H8ZM8 261H7V263H8ZM10 261H11V259H10ZM10 261H9V264L11 263ZM22 261H23V260H22ZM37 261H38V260L36 259V261H34L33 263H34V264H38V263H36ZM67 261H68V260H67ZM67 261L63 260V264H64V262H65V264H68ZM76 261H77V258H76ZM80 261H81V260H80ZM80 261H79V262L77 261V263H79V264H80V263H81V264H84V263H85V262L82 263L83 260H82L81 262H80ZM85 261H86V260H85ZM90 261H92V263L94 264V262H93L94 260H93V259L90 260ZM102 261H103V260H102ZM126 261H125V262H126ZM257 261H259V260H257ZM20 262H21V260H20ZM20 262H19V263H20ZM70 262H69V264H70ZM72 262H73V261H72ZM88 262H89V261H87L86 263H88ZM100 262H101V261H100ZM115 262H116V261H115ZM135 262H136V260H135ZM3 263H4V262H3ZM7 263H6V264H7ZM12 263H13V262H12ZM12 263H11V264H12ZM21 263H22V262H21ZM27 263H28V262H27ZM27 263L25 262L24 264H27ZM33 263H30V262H29L28 264H33ZM51 263H50V264H51ZM86 263H85V264H86ZM92 263H90V264H92ZM113 263H114V262H113ZM113 263H112V264H113ZM128 263H126V264H128ZM149 263H150V262H149ZM257 263H258V262H257ZM257 263H256V264H257ZM261 263H263V261H262ZM261 263H260V264H261ZM13 264H16V262H14ZM72 264H73V263H72ZM115 264H116V263H115ZM117 264H118V263H117ZM119 264H120V262H119ZM129 264H130V263H129ZM131 264H134V263L131 262ZM150 264H151V263H150ZM152 264H153V263H152Z\"/></svg>",
  "mask_w": 264,
  "mask_h": 264
}]
</instances>
